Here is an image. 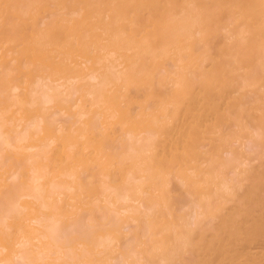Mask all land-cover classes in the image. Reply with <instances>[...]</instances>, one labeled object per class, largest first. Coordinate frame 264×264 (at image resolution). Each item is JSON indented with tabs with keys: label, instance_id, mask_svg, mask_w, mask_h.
<instances>
[{
	"label": "bare ground",
	"instance_id": "1",
	"mask_svg": "<svg viewBox=\"0 0 264 264\" xmlns=\"http://www.w3.org/2000/svg\"><path fill=\"white\" fill-rule=\"evenodd\" d=\"M0 264H264V0H0Z\"/></svg>",
	"mask_w": 264,
	"mask_h": 264
}]
</instances>
